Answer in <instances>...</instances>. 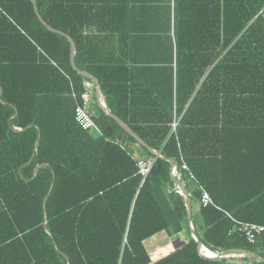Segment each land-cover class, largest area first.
<instances>
[{
  "label": "trees",
  "instance_id": "16d2710c",
  "mask_svg": "<svg viewBox=\"0 0 264 264\" xmlns=\"http://www.w3.org/2000/svg\"><path fill=\"white\" fill-rule=\"evenodd\" d=\"M36 4L165 159L101 110L99 136L81 129L73 94L90 79L70 42L31 0H0V264H264L201 256L167 160L192 210L201 187L215 205L193 220L203 254L264 257V233L250 243L228 216L264 226V0ZM164 231L189 239L153 261L145 242Z\"/></svg>",
  "mask_w": 264,
  "mask_h": 264
},
{
  "label": "water",
  "instance_id": "95a60500",
  "mask_svg": "<svg viewBox=\"0 0 264 264\" xmlns=\"http://www.w3.org/2000/svg\"><path fill=\"white\" fill-rule=\"evenodd\" d=\"M33 5H34V9L35 12L40 20V22L51 32L59 34L63 37H65L71 44V65L73 67V69L80 74L81 76L90 79L94 86H95V98L97 100V103L99 105L100 110L106 114L109 118L113 119L114 121H116L120 127L127 132L131 137H133L140 145H142L143 147L147 148L152 154L156 155L157 157H160L162 159H165L160 152H157L153 149H151L142 139L140 136H138L136 133H134L129 126L122 121L120 118H118L115 114H113L109 108L107 107V105L105 103L102 102V99H104V95L100 86V83L98 81V79L93 76L92 74L86 72V71H82L80 70L75 62V55H76V44L74 42V40L69 37L68 35L64 34L61 31L55 30L53 28H51L45 21L44 19L41 17V15L38 12L37 9V4H36V0H31ZM170 162V174L172 179L174 180L175 184L177 187H179V189L181 190L182 195L184 196L185 200H186V207H187V213H188V224L189 227L191 229V235L193 237V239L198 243V248H199V252L201 254L202 257H204L205 259H212V260H221V259H228V260H232V259H245V258H249L251 260H255L258 262H264V257L258 256L254 253H250L247 251H229V252H219L217 256L215 257H208L206 255L203 254L202 249H203V245L200 241V238L198 237L194 225H193V210H192V204H191V198L190 195L188 194V192L186 191L184 185L175 177V170L177 169V167L174 165V163L167 159Z\"/></svg>",
  "mask_w": 264,
  "mask_h": 264
},
{
  "label": "built area",
  "instance_id": "2783aa9c",
  "mask_svg": "<svg viewBox=\"0 0 264 264\" xmlns=\"http://www.w3.org/2000/svg\"><path fill=\"white\" fill-rule=\"evenodd\" d=\"M84 86H85V92L80 97H77L76 94H73V97L78 100L75 107V121L81 129L85 131H91L94 129L99 133L100 132L99 127L92 118L91 114H89L88 111L86 110V106H88L91 100L93 99L95 86L91 80L86 81L84 83ZM102 102L105 103L104 99H102ZM153 164H154V160L140 159L138 161V167L141 175L146 177L150 173ZM183 169L188 170V167L186 165H183ZM190 178L192 180H195V177L191 173H190ZM200 190H201V197L199 204L202 207L215 206L210 194L202 187ZM228 216L235 223V228L233 231H237L241 234H244L250 243L254 242L258 235L264 233L263 225L240 222L238 220L233 219L231 215L228 214Z\"/></svg>",
  "mask_w": 264,
  "mask_h": 264
},
{
  "label": "rangeland",
  "instance_id": "374dc122",
  "mask_svg": "<svg viewBox=\"0 0 264 264\" xmlns=\"http://www.w3.org/2000/svg\"><path fill=\"white\" fill-rule=\"evenodd\" d=\"M86 110L88 111L89 114H99L100 112V108L99 105L97 103V100L92 99L91 102L89 103L88 106H86ZM91 134L95 137L99 136V133L97 131H95L94 129L91 130ZM137 155V152H135ZM191 184V183H190ZM192 188L189 187V191L191 192ZM193 220L201 223V219L199 216V204L198 201H193ZM168 234L166 231L161 232L153 237H151L150 239H148L145 242L146 247L148 248L150 257L153 261H157L158 259H160L161 257L171 253L172 251H174L175 249L183 246L189 239L188 235L185 233H182L179 235L178 237V242L177 244H172V242L175 243V241H177V239H173V240H169L168 239ZM235 260V261H234ZM230 262H236V261H244L242 259H232L229 260Z\"/></svg>",
  "mask_w": 264,
  "mask_h": 264
},
{
  "label": "crops",
  "instance_id": "0c3cea01",
  "mask_svg": "<svg viewBox=\"0 0 264 264\" xmlns=\"http://www.w3.org/2000/svg\"><path fill=\"white\" fill-rule=\"evenodd\" d=\"M93 99H95L96 100V98H95V90H94V94H93ZM178 188V191H179V193H177V194H181V196L184 198V196L182 195V193H181V190L179 189V187H177ZM177 239V241H175V243L174 242H172L171 240H173V239ZM170 241H171V243L172 244H177V242H178V237H174V238H168Z\"/></svg>",
  "mask_w": 264,
  "mask_h": 264
},
{
  "label": "bare ground",
  "instance_id": "6f19581e",
  "mask_svg": "<svg viewBox=\"0 0 264 264\" xmlns=\"http://www.w3.org/2000/svg\"><path fill=\"white\" fill-rule=\"evenodd\" d=\"M174 192L179 193L177 186H174Z\"/></svg>",
  "mask_w": 264,
  "mask_h": 264
}]
</instances>
